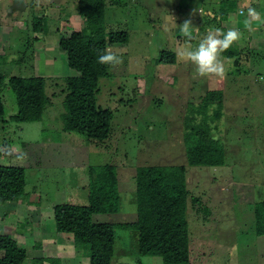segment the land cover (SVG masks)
<instances>
[{"label": "rangeland", "instance_id": "1", "mask_svg": "<svg viewBox=\"0 0 264 264\" xmlns=\"http://www.w3.org/2000/svg\"><path fill=\"white\" fill-rule=\"evenodd\" d=\"M221 1L106 0L107 31L126 30L129 41L107 48L122 63L108 66L110 75L99 79L98 105L114 116L110 136L98 142L63 127L62 88L67 76L78 73L59 45V28L64 19L75 29L85 26L77 0H0V72L6 80L12 75L45 76L51 98L39 121L0 122V145L10 140V149L22 151L0 154V164L23 166L28 192L24 202L1 203L0 215L27 249L26 264L38 257L44 258L42 264H52V258L60 264H90L69 234L56 229L53 210L56 204L88 203L89 166L106 163L116 166L121 207L93 214L95 221L136 220L139 165L185 164L190 264H264V234L256 231L255 214V203L264 200V0H234L227 21L220 18ZM249 7L260 14L251 30L245 23L251 19ZM36 17L46 19L47 31L43 22L35 27ZM185 20L192 22L191 41L181 33ZM217 28L242 32L233 47L246 72L236 71V56L222 53L226 76H200L194 64L178 55L189 45L195 49ZM163 49L175 51L177 61L158 62ZM212 89L223 91L222 117L211 125L224 146L225 163L191 165L184 143L189 104L199 103ZM1 93L8 117L17 112V98L7 85ZM140 262L165 264L160 255L141 254L136 229L117 227L112 264Z\"/></svg>", "mask_w": 264, "mask_h": 264}, {"label": "trees", "instance_id": "2", "mask_svg": "<svg viewBox=\"0 0 264 264\" xmlns=\"http://www.w3.org/2000/svg\"><path fill=\"white\" fill-rule=\"evenodd\" d=\"M236 1L222 0L220 18L227 19ZM225 3V4H224ZM78 11L85 26L75 29L69 20L59 28V45L67 55L69 67L78 74L65 78L62 88L65 93L63 113L64 130L76 131L88 140L103 142L110 136L114 116L109 109L98 105V83L101 77L109 76L108 66L100 64L97 57L109 45L126 44V30L107 31L105 23L106 0H77ZM228 7V8H227ZM35 27L44 18H35ZM66 31H69L66 33ZM224 54L236 56V71L246 72L240 61L239 51L231 47ZM32 57V56H31ZM33 59V57H32ZM158 62L175 63L177 53L163 49ZM3 85L9 86L17 98V112L5 116ZM222 89L206 91L199 103L191 102L185 119L184 143L187 161L191 165H223L225 150L214 135L212 120L222 117ZM218 100L213 112L210 105ZM51 102L46 91L43 75H12L6 80L0 72V122L39 121ZM25 144L20 142V144ZM8 146L9 148H7ZM10 140L0 145L1 155H19L10 149ZM88 203H63L54 206V219L59 232L69 234L75 248L81 249L90 258V264H112L115 255L117 227L136 229L139 233V249L142 255H160L165 264H190V231L188 222L187 166L185 164H143L136 171L137 218L130 222H101L93 219L95 213H114L121 207L119 178L116 166L106 163L89 166ZM26 172L23 166L0 164V205L6 201L24 202ZM256 231L264 234V200L255 203ZM10 228L2 224L0 215V264H26L27 249L12 235ZM44 258L33 259V264H42ZM52 264H60L52 258ZM139 264H143L140 262Z\"/></svg>", "mask_w": 264, "mask_h": 264}, {"label": "clouds", "instance_id": "3", "mask_svg": "<svg viewBox=\"0 0 264 264\" xmlns=\"http://www.w3.org/2000/svg\"><path fill=\"white\" fill-rule=\"evenodd\" d=\"M243 14V13H241ZM247 15L251 18L246 20V27L251 30L252 21L258 20L260 14L254 9L249 7ZM191 20H185L181 26V33L187 38L188 41L193 39L190 27ZM242 32L237 29H229L227 32L217 28L215 31L209 30L207 35L200 40L198 46L192 49L189 45L178 51V55L187 62H191L196 66V71L200 76H215L224 78L227 74V69L221 55L229 50L235 43L242 39ZM98 62L107 65L110 68L116 67L122 63L121 57L111 50H104L103 54L97 57Z\"/></svg>", "mask_w": 264, "mask_h": 264}, {"label": "crops", "instance_id": "4", "mask_svg": "<svg viewBox=\"0 0 264 264\" xmlns=\"http://www.w3.org/2000/svg\"><path fill=\"white\" fill-rule=\"evenodd\" d=\"M227 19H228V17H227ZM227 19L226 20H224V21H227ZM256 30V29H255ZM23 204V203H22ZM31 206H33V205H31ZM25 207V205L23 204V208ZM30 208H32V207H30V204L28 205V203H27V209H30ZM33 209V208H32ZM40 211V210H39ZM38 211V212H39ZM33 214H37V213H34V212H36V210H34V212H33V210L31 211ZM41 212V211H40ZM53 213H54V210H53ZM35 218V217H34Z\"/></svg>", "mask_w": 264, "mask_h": 264}]
</instances>
